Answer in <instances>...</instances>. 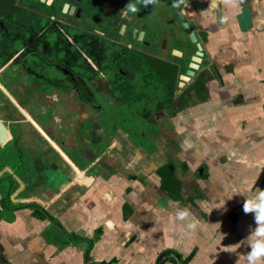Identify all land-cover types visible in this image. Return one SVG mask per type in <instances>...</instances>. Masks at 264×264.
Masks as SVG:
<instances>
[{
	"label": "crops",
	"instance_id": "0c3cea01",
	"mask_svg": "<svg viewBox=\"0 0 264 264\" xmlns=\"http://www.w3.org/2000/svg\"><path fill=\"white\" fill-rule=\"evenodd\" d=\"M186 5L204 52V96L173 120L176 182L156 175L163 153L121 148V132L108 175L17 132L21 151L49 163L14 173L13 131L1 121L0 264H247L243 240L256 224L243 204L264 190V0ZM229 245L235 252L222 250Z\"/></svg>",
	"mask_w": 264,
	"mask_h": 264
},
{
	"label": "flooded vegetation",
	"instance_id": "af4514ba",
	"mask_svg": "<svg viewBox=\"0 0 264 264\" xmlns=\"http://www.w3.org/2000/svg\"><path fill=\"white\" fill-rule=\"evenodd\" d=\"M131 3L138 11L125 14ZM173 3L14 0V27L0 20V89L11 79L15 89L9 99L14 173L28 162L41 174L49 163L43 153L21 151L17 132H35L41 144L53 142L60 161L81 156L103 175L114 173L107 158L117 152L113 142L121 132V148L129 142L147 156L163 153L156 175L176 182L173 120L204 96V52L186 12ZM191 32L202 47L197 70L189 65L197 50ZM64 101L72 103L70 111L61 108Z\"/></svg>",
	"mask_w": 264,
	"mask_h": 264
},
{
	"label": "clouds",
	"instance_id": "9594fccd",
	"mask_svg": "<svg viewBox=\"0 0 264 264\" xmlns=\"http://www.w3.org/2000/svg\"><path fill=\"white\" fill-rule=\"evenodd\" d=\"M146 8L149 4H155L157 0H139ZM234 2V0H230ZM182 5H186V0H174L173 7L180 8ZM138 11L137 7L131 3L126 9L123 10L125 14L131 12L136 13ZM243 204V211L245 214H254V220L256 227L253 228L250 234L243 240L247 242V246L250 251L247 252L246 259L247 264H262L264 262V190L259 189L257 193L248 197ZM220 208V207H217ZM208 211L207 209H203ZM212 211V210H211ZM189 216L187 210H181L177 213V218L184 220ZM197 227L195 222H189L187 228L194 230ZM227 252H235L234 245L226 246L222 249Z\"/></svg>",
	"mask_w": 264,
	"mask_h": 264
},
{
	"label": "rangeland",
	"instance_id": "374dc122",
	"mask_svg": "<svg viewBox=\"0 0 264 264\" xmlns=\"http://www.w3.org/2000/svg\"><path fill=\"white\" fill-rule=\"evenodd\" d=\"M6 78V77H4ZM12 80V79H11ZM9 81L10 86L9 88H5L3 90L0 89V118L4 120L5 124H6V128H11L14 127V123L11 121V117L10 114H12L14 112V104L9 101V99H13L14 100V80ZM21 87V86H20ZM21 92H25V86L24 89ZM22 95V93H20V96ZM38 103L32 102L34 103L33 105H35V109H37V111L39 112L41 109V106H43L41 104L40 101H37ZM72 103L69 102H62V106L64 110H68L70 111V105ZM36 111V110H35ZM21 112V111H20ZM13 117V116H12Z\"/></svg>",
	"mask_w": 264,
	"mask_h": 264
},
{
	"label": "trees",
	"instance_id": "16d2710c",
	"mask_svg": "<svg viewBox=\"0 0 264 264\" xmlns=\"http://www.w3.org/2000/svg\"><path fill=\"white\" fill-rule=\"evenodd\" d=\"M0 20L4 22V27H14V0H0Z\"/></svg>",
	"mask_w": 264,
	"mask_h": 264
},
{
	"label": "water",
	"instance_id": "95a60500",
	"mask_svg": "<svg viewBox=\"0 0 264 264\" xmlns=\"http://www.w3.org/2000/svg\"><path fill=\"white\" fill-rule=\"evenodd\" d=\"M190 35H191V40L193 41V42H195L196 43V48H197V50H196V52H195V55L194 56H192L191 57V62H190V67H191V69L192 70H197L198 69V63L200 62V56L202 55V52H201V49H202V47H201V44L199 43V42H197L196 41V36H195V34H194V32H191L190 33ZM192 70H190V71H187L186 72V74H191L192 75V73H193V71ZM183 78H186V76H182ZM181 77V78H182ZM1 130H4V128H3V126L0 124V131ZM2 139V138H1ZM1 139H0V143H2V141H1Z\"/></svg>",
	"mask_w": 264,
	"mask_h": 264
}]
</instances>
